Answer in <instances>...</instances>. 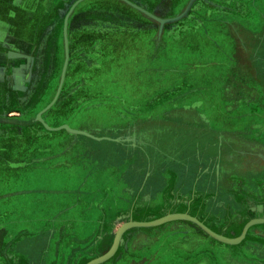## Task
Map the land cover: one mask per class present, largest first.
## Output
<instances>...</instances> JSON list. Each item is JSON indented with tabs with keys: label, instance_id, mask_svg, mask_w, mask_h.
<instances>
[{
	"label": "crops",
	"instance_id": "crops-1",
	"mask_svg": "<svg viewBox=\"0 0 264 264\" xmlns=\"http://www.w3.org/2000/svg\"><path fill=\"white\" fill-rule=\"evenodd\" d=\"M190 1L0 0V123L30 124L0 125V201L71 197L42 203L17 230L0 223V264H87L124 223L181 211L198 165L187 154L259 129L264 0H195L163 27L149 14L173 18ZM129 45L132 90L121 77ZM182 68L205 78L180 82ZM200 235L180 219L129 228L99 264H200L211 252Z\"/></svg>",
	"mask_w": 264,
	"mask_h": 264
},
{
	"label": "flooded vegetation",
	"instance_id": "flooded-vegetation-1",
	"mask_svg": "<svg viewBox=\"0 0 264 264\" xmlns=\"http://www.w3.org/2000/svg\"><path fill=\"white\" fill-rule=\"evenodd\" d=\"M48 54L50 56V52ZM39 92L42 94L43 89ZM262 109L257 112L263 121L259 130L219 133L206 140L204 145L210 152L205 156L211 163L205 166H209L211 178L196 182L194 201L189 204V200L183 198L185 202L180 203L181 210L197 216L218 234L238 237L249 220L264 217V100ZM28 126L23 125L21 129ZM189 185L190 181L186 180L183 189L187 190ZM183 223L188 227L194 224ZM201 237L205 242L196 244L211 252L200 259V264H264V223L251 226L238 244L223 243L215 238L213 242L208 233ZM192 251L195 249L186 250L188 254Z\"/></svg>",
	"mask_w": 264,
	"mask_h": 264
},
{
	"label": "rangeland",
	"instance_id": "rangeland-1",
	"mask_svg": "<svg viewBox=\"0 0 264 264\" xmlns=\"http://www.w3.org/2000/svg\"><path fill=\"white\" fill-rule=\"evenodd\" d=\"M132 49H133V51H132ZM127 51H128V53H127L128 57L126 55L122 60L123 71L121 72V74H123V75L121 77L123 78V82L125 84H127L126 86H128V88H130L132 90V89H134V86H135V83H133V76L131 74H128L126 72L125 68L130 63L129 54L132 52H135V49L131 45H129L127 47ZM221 56L222 55H219V57H221ZM195 69H198V67ZM182 70H183L182 73H176L175 74V76L179 79L180 82H183L185 80L197 82L198 78H205L203 75H200L201 70H197V71L192 70L191 71V70H187L186 68H182ZM204 75H205V73H204ZM172 76H174V75H171L170 78ZM190 76H194L192 80L190 79ZM195 76H197V77H195ZM260 108L261 109L259 111H262L263 110L262 107H260ZM261 121H262V119H261ZM27 125H30V124H27ZM11 127H15L18 129L22 128V126L19 124L12 125ZM175 129L176 128H174L170 131H175ZM171 135H173V134H166V136H171ZM184 163H186L188 166L190 164H194V165H195V163L198 164L196 166L197 169H194V168H192L190 170L188 169L184 175L185 180L190 181L189 188L186 190V193H187V197H186L187 200L186 201L189 200L188 203L190 204L191 201H194V195L196 194V189H195L196 182L202 178H211L209 166H207V167L205 166V164L209 165L211 163V161L205 155L187 154L184 158ZM40 184H41V186L48 185L46 187H49L51 185L50 182H43ZM4 186H5L4 183H3V185L0 184V191H2ZM61 196L62 195H60V194H55V195L50 194V195L44 196V195H40V194L36 193V194H30V195L14 196L13 198L7 199V201L2 200V201H0V212L8 209V210L12 211V213L7 215L6 217L0 218V223H4V225L6 227H9V229L15 228V230H17V229L21 228V226L23 225V221L25 219L29 220V218H35L36 216H40L42 214V212L45 209V207H44V205H42V203H44L46 201H50L53 198H59ZM62 197H64V196H62ZM70 198L71 197L68 195L66 198L64 197L63 199H64V201H66V200H70ZM36 199H42V201L39 204L34 203ZM184 202H185L184 199L180 201V203H184ZM13 211H15V213ZM16 211L19 213L16 214ZM180 212H186V211L181 210ZM186 214H189V215H192V216L198 218L197 216L190 214L188 212H186ZM257 218H264V217H257ZM198 219L206 225V223L203 220H201L200 218H198ZM182 221H187V222H190L192 224L194 223V222H191L189 220H182ZM12 222H14V223H12ZM36 226H41V223L37 222ZM51 257H52V252H49L47 254L46 259L49 260Z\"/></svg>",
	"mask_w": 264,
	"mask_h": 264
},
{
	"label": "water",
	"instance_id": "water-1",
	"mask_svg": "<svg viewBox=\"0 0 264 264\" xmlns=\"http://www.w3.org/2000/svg\"><path fill=\"white\" fill-rule=\"evenodd\" d=\"M195 0H191L187 6V9L180 15L176 16V17H173V18H159L157 16H154L152 15L151 13L150 16H152L154 19L158 20L159 23H160V26L163 27L166 23H169V22H174V21H177L179 19H181L182 17H184L188 10L191 8V5L194 3ZM148 13V12H147ZM42 122H43V125L46 127V128H49V129H52V127L47 124L46 122H44L43 119H41ZM191 220V218L189 217V215L185 214L184 212H175V213H169L165 216H162V217H159V218H155V219H152L150 221H128L126 223H124L118 230L117 232V235H116V238H115V242H114V245L113 247L105 254L101 255V256H98L94 259H92L91 261H89L87 264H99V263H102L106 260H108L111 256H113V254L115 253L116 249L118 248L121 240H122V235L124 234V232L126 230H128L129 228L131 227H155V226H160L164 223H167V222H170V221H174V220ZM196 220V219H194ZM197 223H198V226L200 225V227L203 228V230L208 233L210 236H212L213 238H215L216 240L220 241V242H223V243H228V244H238L240 242V240L242 238H244L246 236V233L248 231V228H250V226H253L255 222L254 220H249L244 228H243V231L241 233L240 236L238 237H228V236H225V235H222V234H218L216 233L215 231H213L212 229H209L208 227L202 225V223H200L198 220H196ZM192 222V221H191ZM261 223H264V222H261ZM257 224H260V223H257ZM256 225V224H255Z\"/></svg>",
	"mask_w": 264,
	"mask_h": 264
},
{
	"label": "bare ground",
	"instance_id": "bare-ground-1",
	"mask_svg": "<svg viewBox=\"0 0 264 264\" xmlns=\"http://www.w3.org/2000/svg\"><path fill=\"white\" fill-rule=\"evenodd\" d=\"M185 214H186V213H185ZM187 215H189V214H187ZM189 217L191 218L190 221L194 222L196 225H198V223H197V221H196V220H198L200 223H202V225L208 227V226L205 225L202 221H200L198 218H196V217H194V216H192V215H189ZM194 219H196V220H194ZM252 220L255 221V222H253L254 224L264 222V218H254V219H252ZM140 222H141V221H140ZM134 227H135V226H134ZM199 227H200V225H199ZM250 227H251V226H250ZM131 228H133V227H131ZM200 228H202V227H200ZM208 228H209V227H208ZM202 229H203V228H202ZM209 229H210V228H209ZM248 229H249V228H248Z\"/></svg>",
	"mask_w": 264,
	"mask_h": 264
}]
</instances>
